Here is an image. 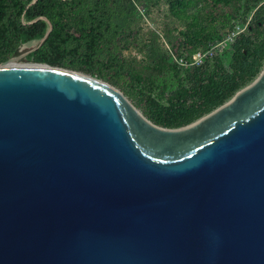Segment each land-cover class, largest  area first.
Wrapping results in <instances>:
<instances>
[{
	"label": "water",
	"instance_id": "95a60500",
	"mask_svg": "<svg viewBox=\"0 0 264 264\" xmlns=\"http://www.w3.org/2000/svg\"><path fill=\"white\" fill-rule=\"evenodd\" d=\"M42 18L0 63V264H264V68L165 128L93 75L8 65Z\"/></svg>",
	"mask_w": 264,
	"mask_h": 264
},
{
	"label": "trees",
	"instance_id": "16d2710c",
	"mask_svg": "<svg viewBox=\"0 0 264 264\" xmlns=\"http://www.w3.org/2000/svg\"><path fill=\"white\" fill-rule=\"evenodd\" d=\"M0 0V63L14 56L20 48L34 40L41 39L49 24L54 29L44 45L28 55L26 61L45 63L54 67L71 68L78 71L105 77L115 85L129 83V97H143L138 93L136 83H145L148 89L160 88L166 96V105L148 97L149 104L144 114L156 125L180 128L191 124L230 100L238 91L252 83L264 68V0H254L255 10L249 23L250 29L233 45L234 53L230 70L219 57L199 67L183 69L170 61L163 52L148 58V61H129L119 53V34L114 25L115 16L126 20L132 13V0H98V7L116 9L98 15L92 8L87 13L74 12L84 6V0ZM192 0H170L173 10H182ZM213 7L226 4L227 0H197ZM237 19L236 16L230 20ZM225 16L219 22H224ZM216 25L204 26L189 37L190 46L202 43L201 33H208V39L216 35ZM206 40V41H207ZM70 46V47H69ZM196 50V49H195ZM127 86V84H126ZM128 87V86H127ZM171 113L174 117L163 118L156 113ZM156 111V112H155Z\"/></svg>",
	"mask_w": 264,
	"mask_h": 264
},
{
	"label": "rangeland",
	"instance_id": "374dc122",
	"mask_svg": "<svg viewBox=\"0 0 264 264\" xmlns=\"http://www.w3.org/2000/svg\"><path fill=\"white\" fill-rule=\"evenodd\" d=\"M96 3H98V0H84V6L74 12L73 21H77L78 14L87 13L94 7V9H97L98 5ZM137 3L138 5L133 3L132 13H128V24H126V20L119 19L117 16L114 19V25L119 34V53L123 59L148 61L149 57L163 52L174 63H177L175 57L179 60L185 59L194 62V56L201 53L203 59H206L207 55L209 56L207 61L219 57L229 70L234 53L233 45L240 34L249 31V23L255 10L254 0H227L226 4L217 7L192 0L182 10H173L170 0H137ZM115 10H109L105 5H102V7H98L97 13L103 17L102 15L106 14L108 16L111 11L114 12ZM223 16H225V20L221 23L219 21L222 20ZM233 16H236L237 19L230 20ZM197 25L202 29L204 26L213 27L216 25L217 27L216 35L208 40V33L202 32L200 35L203 41L195 48L190 46L189 37H192L195 32L199 33V29H196ZM27 47L31 48V46ZM16 64L27 66L33 64V62L26 61L23 58ZM190 67L199 66L189 65L188 68ZM94 77L98 78L97 76ZM109 77L110 74L105 72V77L101 80L119 89L125 95L126 91L129 92V83H126L128 87L126 84L124 86L115 85L108 81ZM136 86L144 101L141 97H129L128 95L126 97L143 114L146 108L148 109L149 104L146 100L150 95L158 100L157 96L163 94L165 97L160 99L159 102L161 105H166L165 99L169 91L164 94L160 92V88L151 90L147 88L145 83H136ZM156 114L166 119L174 117L171 113L163 110Z\"/></svg>",
	"mask_w": 264,
	"mask_h": 264
},
{
	"label": "built area",
	"instance_id": "2783aa9c",
	"mask_svg": "<svg viewBox=\"0 0 264 264\" xmlns=\"http://www.w3.org/2000/svg\"><path fill=\"white\" fill-rule=\"evenodd\" d=\"M132 2L134 4H136V5H138L137 0H132ZM201 56H202L201 53H199L198 55L194 56V60H195L194 62L189 61V60H185V59H180L179 60L176 57H175V60L181 67H185V68H188L189 65H191V66H195V65L196 66H202V65H204L206 63V61L209 58V56L207 55L206 59H203Z\"/></svg>",
	"mask_w": 264,
	"mask_h": 264
},
{
	"label": "flooded vegetation",
	"instance_id": "af4514ba",
	"mask_svg": "<svg viewBox=\"0 0 264 264\" xmlns=\"http://www.w3.org/2000/svg\"><path fill=\"white\" fill-rule=\"evenodd\" d=\"M27 44H28V43L24 44V45L20 48L19 52L16 53L15 55H20V54L26 52L27 50H29V48L27 47ZM15 55H14V56H15Z\"/></svg>",
	"mask_w": 264,
	"mask_h": 264
},
{
	"label": "bare ground",
	"instance_id": "6f19581e",
	"mask_svg": "<svg viewBox=\"0 0 264 264\" xmlns=\"http://www.w3.org/2000/svg\"><path fill=\"white\" fill-rule=\"evenodd\" d=\"M8 65H10V66H16V67L18 66V64H16V63H10V64H8ZM33 65H34V66H37V65H35V64H30L29 66H33ZM27 66H28V65H27Z\"/></svg>",
	"mask_w": 264,
	"mask_h": 264
}]
</instances>
